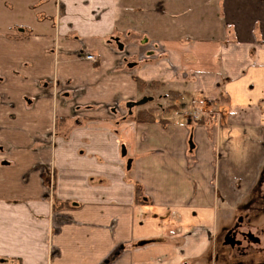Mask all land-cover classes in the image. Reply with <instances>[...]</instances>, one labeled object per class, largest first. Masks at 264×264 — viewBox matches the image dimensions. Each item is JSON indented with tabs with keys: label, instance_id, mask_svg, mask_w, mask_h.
<instances>
[{
	"label": "crops",
	"instance_id": "1",
	"mask_svg": "<svg viewBox=\"0 0 264 264\" xmlns=\"http://www.w3.org/2000/svg\"><path fill=\"white\" fill-rule=\"evenodd\" d=\"M6 1L0 264L228 255L226 215L264 214V0Z\"/></svg>",
	"mask_w": 264,
	"mask_h": 264
},
{
	"label": "rangeland",
	"instance_id": "2",
	"mask_svg": "<svg viewBox=\"0 0 264 264\" xmlns=\"http://www.w3.org/2000/svg\"><path fill=\"white\" fill-rule=\"evenodd\" d=\"M5 1V0H4ZM10 3V0L6 1ZM13 15V14H12ZM6 17L1 18L0 17V26L4 29H7V32H11L12 28L11 26V20H10V13L5 15ZM34 18H37V12L34 10ZM168 105H171L167 103L164 104V107L166 110L174 112L175 110H178L177 108L174 110L172 106L168 107ZM155 113L156 111L153 108H146L144 111H147L149 113ZM152 109V110H151ZM156 109V108H155ZM180 109V108H179ZM201 109V108H197ZM196 109V110H197ZM203 110V109H201ZM153 113V114H154ZM151 114V115H153ZM184 117V116H183ZM187 119V118H186ZM235 152L236 157H238L239 162L241 163V168H245L244 170H249L252 168L253 161H251V156L254 155L255 157V151H252L249 147H245L244 150ZM264 180V178H263ZM241 208L245 207L249 200L251 198H240ZM227 220L230 221V226L232 227L231 231H234L235 229L239 228L241 232H244L246 234L252 233L256 237H258L260 240L262 239L261 245H256L251 243L248 239H244L241 234L237 236L236 241H241L240 246L239 245H231L228 244V242H221L224 245H227V254H223L221 252L218 253V257L213 259V261H204L203 264H264V228L260 229H254L251 226H260L259 221H262L264 219V214L261 215H248V213L242 214L239 216L236 213H231L226 215ZM242 218V220L239 222V219ZM251 219V220H250ZM230 231V232H231ZM231 234V233H230ZM211 255H209L210 257Z\"/></svg>",
	"mask_w": 264,
	"mask_h": 264
},
{
	"label": "built area",
	"instance_id": "3",
	"mask_svg": "<svg viewBox=\"0 0 264 264\" xmlns=\"http://www.w3.org/2000/svg\"><path fill=\"white\" fill-rule=\"evenodd\" d=\"M85 58L90 61H95V57L93 55H86ZM182 115L188 120L199 121L202 117H204L205 112L201 109H195L193 111H185Z\"/></svg>",
	"mask_w": 264,
	"mask_h": 264
},
{
	"label": "trees",
	"instance_id": "4",
	"mask_svg": "<svg viewBox=\"0 0 264 264\" xmlns=\"http://www.w3.org/2000/svg\"><path fill=\"white\" fill-rule=\"evenodd\" d=\"M139 87H140V89L143 87L142 83H140V82H139ZM136 121L139 122V123L140 122L153 123V122H155V119L151 115L150 112L148 113L147 111H142V112L138 113ZM136 193H137L136 194V197H137L136 199L139 200V194H140V188L139 187L136 189Z\"/></svg>",
	"mask_w": 264,
	"mask_h": 264
},
{
	"label": "flooded vegetation",
	"instance_id": "5",
	"mask_svg": "<svg viewBox=\"0 0 264 264\" xmlns=\"http://www.w3.org/2000/svg\"><path fill=\"white\" fill-rule=\"evenodd\" d=\"M230 233H231V234H230ZM230 233H229V235L226 237L227 242H228L229 244H231L232 246H233V245H239V246H240L241 241H236L237 236L240 235V234H241L242 236H244V234H246V233L241 232L239 228L235 229L234 231H231ZM243 238L245 239L246 237L244 236Z\"/></svg>",
	"mask_w": 264,
	"mask_h": 264
},
{
	"label": "water",
	"instance_id": "6",
	"mask_svg": "<svg viewBox=\"0 0 264 264\" xmlns=\"http://www.w3.org/2000/svg\"><path fill=\"white\" fill-rule=\"evenodd\" d=\"M123 47L121 46V49ZM133 65H130V67H132ZM244 236L246 237V239H248L251 243L253 244H260V239L258 237H256L255 235H253L252 233H248V234H244Z\"/></svg>",
	"mask_w": 264,
	"mask_h": 264
}]
</instances>
